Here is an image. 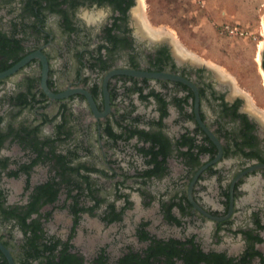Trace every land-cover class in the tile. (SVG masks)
<instances>
[{"label": "flooded vegetation", "instance_id": "flooded-vegetation-1", "mask_svg": "<svg viewBox=\"0 0 264 264\" xmlns=\"http://www.w3.org/2000/svg\"><path fill=\"white\" fill-rule=\"evenodd\" d=\"M257 22L261 97L141 0H0V264H264Z\"/></svg>", "mask_w": 264, "mask_h": 264}, {"label": "rangeland", "instance_id": "rangeland-1", "mask_svg": "<svg viewBox=\"0 0 264 264\" xmlns=\"http://www.w3.org/2000/svg\"><path fill=\"white\" fill-rule=\"evenodd\" d=\"M145 20L193 56L223 68L261 97L252 36L264 0H141ZM233 30L234 32H231ZM242 33V34H241ZM258 106L264 108V99Z\"/></svg>", "mask_w": 264, "mask_h": 264}, {"label": "bare ground", "instance_id": "bare-ground-1", "mask_svg": "<svg viewBox=\"0 0 264 264\" xmlns=\"http://www.w3.org/2000/svg\"><path fill=\"white\" fill-rule=\"evenodd\" d=\"M142 33L146 36L152 37V39L157 38V37L159 38L162 35L159 33H154L152 31H149V29H145V28L142 29Z\"/></svg>", "mask_w": 264, "mask_h": 264}, {"label": "water", "instance_id": "water-1", "mask_svg": "<svg viewBox=\"0 0 264 264\" xmlns=\"http://www.w3.org/2000/svg\"><path fill=\"white\" fill-rule=\"evenodd\" d=\"M5 73H7V72H5ZM3 74H4V73L0 74V76L3 75ZM156 75H157V74H156Z\"/></svg>", "mask_w": 264, "mask_h": 264}, {"label": "built area", "instance_id": "built-area-1", "mask_svg": "<svg viewBox=\"0 0 264 264\" xmlns=\"http://www.w3.org/2000/svg\"><path fill=\"white\" fill-rule=\"evenodd\" d=\"M231 32H234L233 30H230Z\"/></svg>", "mask_w": 264, "mask_h": 264}]
</instances>
